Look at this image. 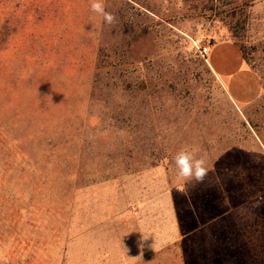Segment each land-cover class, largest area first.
I'll list each match as a JSON object with an SVG mask.
<instances>
[{"label": "rangeland", "instance_id": "rangeland-1", "mask_svg": "<svg viewBox=\"0 0 264 264\" xmlns=\"http://www.w3.org/2000/svg\"><path fill=\"white\" fill-rule=\"evenodd\" d=\"M252 1L0 0V264H264V94L235 105L198 50L264 87Z\"/></svg>", "mask_w": 264, "mask_h": 264}, {"label": "crops", "instance_id": "crops-1", "mask_svg": "<svg viewBox=\"0 0 264 264\" xmlns=\"http://www.w3.org/2000/svg\"><path fill=\"white\" fill-rule=\"evenodd\" d=\"M261 6H264V0L252 1V10ZM262 11L264 9L261 7L260 12ZM206 57L215 78L235 105L247 107L264 94L260 76L248 65L239 46L233 41L213 43Z\"/></svg>", "mask_w": 264, "mask_h": 264}, {"label": "clouds", "instance_id": "clouds-1", "mask_svg": "<svg viewBox=\"0 0 264 264\" xmlns=\"http://www.w3.org/2000/svg\"><path fill=\"white\" fill-rule=\"evenodd\" d=\"M89 6L92 12L103 16L107 24H114L116 17L111 12L105 11L103 0H89ZM173 159L178 169V176L182 180L185 182L194 180L197 183L204 181L208 173L205 159L197 158L194 152L189 149H181Z\"/></svg>", "mask_w": 264, "mask_h": 264}, {"label": "built area", "instance_id": "built-area-1", "mask_svg": "<svg viewBox=\"0 0 264 264\" xmlns=\"http://www.w3.org/2000/svg\"><path fill=\"white\" fill-rule=\"evenodd\" d=\"M199 53L202 57H205L207 52H208V47L207 46H202L201 48L198 49Z\"/></svg>", "mask_w": 264, "mask_h": 264}, {"label": "trees", "instance_id": "trees-1", "mask_svg": "<svg viewBox=\"0 0 264 264\" xmlns=\"http://www.w3.org/2000/svg\"><path fill=\"white\" fill-rule=\"evenodd\" d=\"M213 44V43H212ZM239 49H240V51L242 52V55H243V57H244V53H243V50H242V48L239 46ZM245 59V58H244Z\"/></svg>", "mask_w": 264, "mask_h": 264}]
</instances>
